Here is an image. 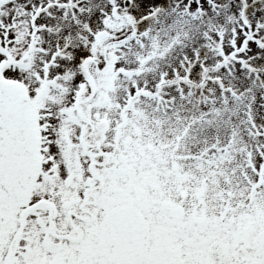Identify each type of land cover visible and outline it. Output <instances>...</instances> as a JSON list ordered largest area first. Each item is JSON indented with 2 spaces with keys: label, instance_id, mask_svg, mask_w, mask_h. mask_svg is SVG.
I'll return each instance as SVG.
<instances>
[{
  "label": "snow or ice",
  "instance_id": "obj_1",
  "mask_svg": "<svg viewBox=\"0 0 264 264\" xmlns=\"http://www.w3.org/2000/svg\"><path fill=\"white\" fill-rule=\"evenodd\" d=\"M0 264H264V0H0Z\"/></svg>",
  "mask_w": 264,
  "mask_h": 264
}]
</instances>
